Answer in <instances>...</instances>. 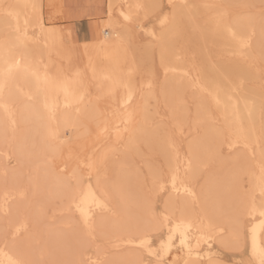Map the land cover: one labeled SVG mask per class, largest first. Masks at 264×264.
<instances>
[{
  "label": "bare ground",
  "instance_id": "bare-ground-1",
  "mask_svg": "<svg viewBox=\"0 0 264 264\" xmlns=\"http://www.w3.org/2000/svg\"><path fill=\"white\" fill-rule=\"evenodd\" d=\"M53 1L54 0H45V3L48 5V3H51V4L54 3ZM161 1H163L168 7L170 4H175L177 6H182L186 3L196 4V1H194V0H107V2H106V18L104 20H102L100 23L89 24V31H88L89 38H88V40H86L84 42H80V44L84 43L83 45H81L82 46L81 47L82 52H83V54H85V56H84L85 62L83 63V65L85 64V66L88 68V71L91 73L90 79L87 78L88 80H91L93 77V69H95L96 74L99 75L101 70L110 71L112 68H115V64L112 63L110 66V60L106 59L105 57H106V55L109 57H113L115 55L119 41L116 39L115 46L113 44L106 45V43H104V29H103V27L107 26L109 28V31L112 33L114 31H116V33L123 32V29L118 27L119 25L117 24V21L114 20L113 17H115V19H117L119 21V23H121V24L124 23L123 18L120 16V12L122 10L127 11V8L125 7L122 9L121 7H117V6L118 5H127L129 3H136V2L160 4ZM223 1L232 2L234 0H223ZM41 2H44V1L43 0H0V4H15V5H33L34 4L37 6L35 9H32L31 7H28V8L21 7L19 9V11L21 12L20 25H21L22 30L25 27V20H27V33L29 36V39L27 41L28 47L31 50L34 58L38 62H41L39 64L41 69H43L44 66H47L49 71L52 74H55L57 72V69H59V67L56 68L55 66H51L52 60H51V58L49 59V60H51L50 64H49L48 63V61H49L48 56H50L51 51L52 52L54 51V54H56L55 51H60L61 58L65 62L64 64H66V65H64V67H61V68L65 69V70L70 69L71 71H77L78 70V71L82 72L83 74H85L84 71L87 70V68L85 70H83V67L79 68L75 64H73L71 62V57H69V56H71L69 54L70 52H66V51L64 52V49H62V37L67 36V37H70V39H71L70 32L66 31V30L64 31V29L60 28L59 26L46 25L45 17L43 14V5L44 4H42ZM55 5H59L58 9L61 12L62 1L57 0V3ZM109 5H112L113 7L110 9ZM45 7L46 6H44V8ZM59 10H57V11H59ZM201 10H198V11H201ZM209 11H211V10H209ZM214 11H218V10H214ZM223 11H225L227 13V16L225 17L224 22L222 24H220L219 27H216L215 22L210 19V15H207L209 12L206 13V11H204L206 13L204 16V20L201 19L203 17L200 18L198 16L199 20H201V23L199 21L198 22L200 24H202V26L204 24V27L202 29L200 28V30H195V31H194V28H192L193 32H199V34L198 33L196 34L197 36L199 35V37L200 36H206L207 37V35H208V37L211 39L212 42L217 43L218 46L222 48V54L229 52L231 54V56H233V57L236 56V58H237V56L240 57V55L237 54L238 53V45L233 40L232 34L228 31L227 26L230 25L238 33L242 34L245 37L250 38L249 39V45L250 46L247 49H245L244 52L247 51L248 59L252 60L253 55H255V53L258 51V48L260 46V42L262 43V40L264 39V36L261 35L260 26H257L255 24V22H254V25L250 26L248 24V21H247V15H242V14L237 13V14L231 16V18H230V17H228V10L225 8V9H223ZM110 12H111L112 18H113V22L111 25H109V23H108ZM199 13H201V12H199ZM202 13H201V16H202ZM206 21H207V23H206ZM158 25L161 27L159 22H158ZM186 25L187 24H184V27ZM108 28H106V29H108ZM149 30H153V28H150V26H149ZM154 31H155V29H154ZM161 31H159V32L155 31V34L157 36H159L161 34ZM163 31L165 32V35H168V32L166 29H164ZM107 32H108V30H107ZM1 33H2V24H0V34ZM144 35L147 36L151 41H155L156 44H158L159 62H160V66H161V68L160 67L159 68L161 69V72H163L164 74H167V75L169 74L172 77V78L170 77V79L167 81L166 80L162 81L163 83L159 82V84L162 83L161 84L162 86L160 85L161 86L160 90L162 93L161 96L171 106V108H173L174 106L177 105L178 102H180V98H179L180 95H178L179 94L178 92H180L181 89H183V88L185 89L186 87H191V88H196L197 90L196 89L195 90L198 91V93H196V94L199 95L197 97V99H198V102L200 103V109L196 113L197 118H196L195 122H196V124L202 126L203 131H202V134L200 133L201 135L199 136V138L197 140L195 139V141L189 143L186 146V151L182 152V154H188L189 153L190 145H199V148L197 149L199 159L197 161H194V166L198 165V167H200V166L205 164L206 160L207 161L209 160L208 158L216 151V149H217L216 154L218 153V148L220 146L223 147L225 145L227 148H230V149H234L237 147L236 151H239L238 147L239 148L241 147V148L248 151V149L245 147V141L247 140L249 143L255 144L258 140L259 135H260L261 105H262V103H264V95H263V93H261L259 96L260 102L254 104L252 102V100H250V97H248V94L246 95L244 93L247 97L243 96L244 94L243 95L239 94L242 91L238 92L237 88L239 86V83L242 82L241 79L244 77L245 78L247 77L252 82L258 84L262 88V92H264V70H262V71H258L259 69L258 70H251L248 66V69H246L242 72L226 74V75H224L223 80H220L219 77L215 73L210 72L209 68L207 69V67H204L205 69L202 68V70H201V68L199 69V67H197V66L196 67L198 69H195V70L191 69L192 67H190L188 65L192 66L193 63L191 62L192 64H190V61L188 59H187L188 61L185 60L187 57L186 53H184L186 56V57H184L185 59H183L182 54H180V56H182V57L178 58V60L181 61V63H182V60H184V62L187 61V63L188 62L189 63L188 64L187 63L186 64L185 63L184 64L178 63L177 57L179 56V53L177 52L178 50H176L175 47L172 45V41H170V39H168L167 42L162 45L159 40H153L151 34L144 33ZM195 38H197V37H195ZM209 38H207V40ZM114 40H115V38H114ZM197 42L198 41L196 39V43H194L196 45V47H197V44H199ZM192 44H193V41H192ZM263 46H264V44H263ZM188 47H189V45H188ZM211 47H212V45H211ZM216 47L217 46H215V48ZM176 48H178V47H176ZM210 49H212V48H210ZM212 50L214 51V49H212ZM223 50L226 52L223 53ZM259 50H261V49H259ZM203 51H204V49H203ZM208 51H209V49H208ZM201 53H202V51H201ZM209 53H210V51H209ZM209 53H207V54H209ZM214 53H216V52H214ZM203 55H205V54H203ZM220 56H221V54H220ZM207 58L208 57H206V62H208V60H209ZM236 58H234V59L236 60ZM235 60L232 61V64L236 62ZM239 60H241V57L239 58ZM237 61H238V59H237ZM240 62H243V60H241ZM261 62H262V60H261ZM119 63H120V66L124 69L125 73L127 72L129 67H131L133 69L132 79L134 80V75L137 72L136 71L137 63L135 64V60L133 59L132 55L127 54V56L125 57L123 54H121V56L119 57ZM244 63H240V65L244 64ZM52 65H54V64H52ZM241 66H243V65H241ZM251 66H252V64H251ZM261 66H259V67H261ZM189 67L191 70H189ZM193 67H194V64H193ZM196 67H194V68H196ZM242 69H244V68H242ZM88 71H87V73H88ZM142 73H143V71L141 72V74ZM147 73H148V71H147ZM141 74H140V76H141ZM143 74H142V76H143ZM85 76H86V74H85ZM153 78H154V75H153ZM174 78H176V79H174ZM149 80H151V79L149 78ZM137 81H136V83H137ZM248 82H249V80H248ZM154 83H156V82H154ZM154 83L152 81H146V80L144 81V87L146 89H148V92L146 91L147 93L145 95H142V94L140 95L139 92L137 91V87H135L134 94H133L130 101L128 99L127 90H125V89H119L118 90L120 92V97L117 98L118 100H115V102L112 101L115 103L113 106L114 109L111 110L110 112H107L110 114L111 122L108 123L105 121L106 116L104 118L102 116L100 117V122L103 123L102 125H100V128H104L106 126L108 129L107 133L104 136H100L99 135L100 129L96 128V124L94 125L96 128L97 134L100 137H102L100 142H98L97 146L100 145V147H101L103 141L105 142L108 140H112L115 143H121L123 146V152L121 149L122 153H118V151H116L117 154H121V156H119V157H122V156L123 157L121 158L122 160L120 161V163L118 162L117 164H114V167H113L114 168L113 172H115V174L113 175L114 180L112 181V183H109V182H108L109 184L102 183L101 185L98 186L95 174H93L91 180L89 181L88 169H86V174L83 175L82 186L77 189V193H79L80 191L87 192L88 185L90 183L91 189L97 195V197L103 198L104 193L108 192L109 196H110V198L108 199L109 206L113 209V211L116 214L119 212L120 216H121V214H126L125 210L127 207V203L130 201V197L132 195V193H131L132 191L130 189H128L127 186L133 177V173L129 169V163L127 161L126 154L129 152L131 154L132 148L139 141L151 140V142L153 141L154 144L156 145V148L160 149V152L162 155L161 157H162V159L165 160L164 165L166 166V171H164L165 173L163 175L166 177H169V182L167 185L166 193L169 196H175V193L172 191L171 181H170V176H169V168H170V165H172L173 161H174V153H173V150L171 147L173 145V142L170 140V138H171V137H169L170 134H168L169 138L167 136H164L165 138H162L160 141L158 138L159 135L157 134V132H154V131L149 132L146 129V122L149 120H148V117L146 114V106L144 103L149 101L148 98H151L152 96H154L153 95L154 92H157V91H155L156 87H155ZM156 86H157V88L159 87L158 85H156ZM45 87L46 86L43 84L40 85L41 89H44ZM202 88L203 89H210L214 93H218V96L214 97V96L208 95V93L206 91L201 90ZM172 89H174V90L177 89V90L174 91ZM140 92H141V89H140ZM236 92H238V93H236ZM5 95L9 99V108H10V112L12 114V118L7 119V131H6L5 113H4L3 109H0V152H1L0 154H2V158L6 163L10 160H13L14 162L16 161L20 165V168L23 169V167H24V169H29L32 177H34L33 183L36 185V187H33V184L28 182L30 184V187L34 188V189L39 188L38 192H37V194H38L37 199L34 201L32 200L34 202V204H33V206L31 205V207H30L31 208V210H30L31 214H30V216H28L29 219H25L21 214L22 200H24L20 196L21 188L18 187L16 185V183H14L13 181L9 186H7V189L9 191L10 195L15 197V199L12 200V202L14 203L15 200L20 202L19 206L17 205L16 202L15 203L17 206H14L15 204H13L11 202V213H12L11 215L13 216L12 221L14 223L24 225L26 227V230H27V228L29 227L28 222L35 221V217L38 218L37 221H39V219L44 218L47 214L48 209H50L52 212H58L59 214L60 213L65 214V216H66L65 218L63 217L64 215L60 216V217H63L64 220H63V218H61V220H63V221L60 220L59 225H58L59 227H57L54 230L47 231L44 233V235L43 234L41 235V237L42 236L44 237V238L42 237L43 239L41 238L44 241V244L41 242L43 245L41 248L44 250V253H45L44 255L46 257H49V259H47V260L48 261L54 260V261L71 262V261H76V260H86L88 257L95 259L97 253H95L94 255H91L93 253L89 254L86 251L87 247L89 246V243L90 242L92 243V241H90L89 238L84 234L83 229H79L80 228L79 224L81 221L80 213L75 209V207L71 206L70 200L66 196H61V195L57 194L56 189H55V178H56V176L59 175V169L64 167L65 164H60L58 166V168H56L53 166L52 158L60 156L61 150H62V148H64V146L66 144L64 143L62 145H59V153L54 152V146H53L52 142L50 141L49 133H50V129H54L57 126H59L61 128L60 137L62 140H64L65 130L73 131L71 129V127L66 128L65 124L66 123L69 125L71 124L72 120L75 117L74 111L71 109H64L63 103H62L63 94L60 93L59 94L60 100H61L60 111L57 113V121L53 122L50 118V113H49L48 109L45 107V105L53 103L55 98H56L57 93L54 91H52V92H45L43 90L38 91L37 85L35 84L34 81L31 84L25 83L23 80L17 81L6 92ZM138 96H140L142 98V104L141 105H138V100H137L139 98ZM204 96L206 97V100H207L206 102L208 104H210V106L211 105L213 106L216 115L221 117L220 119H222V122L224 123V128L226 130L225 132H227L226 134L220 132L219 130L217 131L216 129H213V125L210 123L211 115L208 113L207 107L203 103ZM229 96L232 97L231 100L228 99ZM29 97H31V99H29ZM217 98L220 100V104H217V102H216ZM0 102H2V101H0ZM154 110H155V108H154ZM151 111H153V110H151ZM250 111H251V115H249ZM107 113H105V114H107ZM22 114L25 117V119L21 118ZM12 119H14L16 121L14 128L12 125ZM151 119H153V118H151ZM160 120H161V118H160ZM125 121H127V123H125ZM175 122L178 123L179 121L176 120ZM147 124H149V122ZM125 128H128L129 131L125 132L124 131ZM253 128H254V131H253ZM82 131H80L79 133H81ZM180 133H181V131H180ZM157 135H158V137H157ZM226 135H227V137H225ZM130 136L132 137L131 144L129 143ZM80 137H79V139H80ZM174 137H176V136H174ZM191 138H192V136H191ZM174 141H177V140H174ZM79 145H81V144H79ZM108 145L109 144H107L106 146L110 147V145L109 146ZM138 145H139V143H138ZM141 145H142V143H141ZM111 148H112V146H111ZM120 148H121V146H120ZM136 148L139 149L138 146L135 147V149ZM116 149H118V148L116 147ZM158 149H157V151H158ZM79 150H81V149H79ZM94 150H96V148ZM228 151H230V150H228ZM233 151L229 152V154L230 153L233 154ZM139 152H141V151H139ZM112 153H113L112 155L114 157L115 153L114 152H112ZM99 155H100V153H99ZM146 155H147V153H146ZM227 155L228 154H226V156ZM68 156H69V154H68ZM155 156H156V154H155ZM212 156H215V155H212ZM231 156H233V157L232 158L229 157V158H230V161L233 162L234 166L237 165V163L242 164V162H241L242 156L241 155L236 153V154L231 155ZM246 157H248V158H247L245 164L251 162V158L249 157V155L248 156L246 155ZM49 159H51V164L48 163ZM117 159H120V158H117ZM257 159H258V156H257ZM128 160L130 161V159H128ZM138 160L140 161V159H138ZM149 160H150V158H149ZM108 162H110V161H108ZM214 164H215V162H214ZM21 165H23V167H21ZM157 165L158 164H156V166ZM108 166H110V165H108ZM223 167H225V166H223ZM233 167L231 169L228 168L229 170H227V172H225V173L223 171L222 172L223 175L221 173H218V174H221L222 177L219 179H216V185L215 186L209 185V187L213 188V191L215 193L214 206L211 209V216H212V220H213V227L215 230L216 238L210 242L211 243L210 248H209L208 244L202 245L203 250L200 251V253H199V259L202 260V264H209L210 259L211 260H219L222 262V264H225L222 261L221 255L217 251V247H221L222 249L224 248L223 251H225V249H230L231 245L234 242L233 230L236 228L237 225H236L235 215H234V212H233V209L231 206V194H230L229 188L227 187V185L225 183V177L230 172V170L233 169ZM147 168H149V167H147ZM56 170H58V171L56 172ZM212 171H210V172L212 173ZM20 172H21L20 170L10 172V176L13 179V175L18 174ZM111 174H113V173H111ZM150 175H151V183H152L151 186H152V189L154 190L153 193L155 192L158 195V192H160V191H159L158 184L156 183V181L161 174L156 173L154 171H150ZM202 176H203V174H202ZM213 176H216V175L214 174V175H212V177ZM85 177H87V178H85ZM208 177L209 176H206V178L204 177L203 180H205V182H201L203 184L200 183L201 185L200 184L198 185V184L194 183L192 185V188L196 194L199 195L201 193L202 186L205 185L206 181L211 180ZM134 181H132V182H134ZM136 184H135V186L138 185V184L137 185ZM114 185L116 187H118L120 189V191H117L116 188L114 187ZM132 185H133V183H132ZM132 185H131V187H132ZM4 191H5V188L0 189V199L3 198ZM30 192H31V190H30ZM121 192H123L126 196V199L123 202L121 201ZM27 193H26V196L27 195L29 196L30 193L29 194H27ZM186 199L190 200L191 198L186 197ZM56 200L60 201L61 205L59 204L60 205L59 208H56L57 206L55 208L53 207L54 202ZM58 201H56V202H58ZM26 205H28V204H26ZM24 206H25V202H24ZM162 207H161V210L164 209ZM20 208H21V210L19 212ZM26 210H27V208H26ZM142 211H143V209H142ZM50 215H52V213ZM50 217L52 218V216H50ZM117 217H119V216H117ZM262 219H264V218L259 217V215L257 214L255 217L248 216L246 221H245L246 226H245L244 231H245V235L248 236L249 249L251 248V234H252L253 228L256 229L258 243H264V230H262L259 227ZM93 220L97 226H100L102 224L106 226L107 231L109 233L107 238L104 236H101L99 234V232L97 234H99L101 238L105 239V241L109 242V244L112 243L115 245L116 243H118L120 241H128V240H133L135 242H138V241H136V233L134 231L127 230V229L122 228V227L121 228H113L112 227V221L113 220H118L121 224H125V223L130 221L129 218L127 219V218L122 217V219H119V218H116V216L113 217L110 213L95 212L94 216H93ZM131 220H133V218ZM38 223L40 224V222H38ZM30 225H32V224H30ZM33 226H34V224H33ZM77 226H79V228ZM22 236H24V234ZM38 239H39V237H38ZM70 240L72 241V243ZM99 240L102 241L101 239H99ZM71 244H72V246H71ZM114 245H112V246H114ZM0 246H2V242H0ZM121 246H125V245L122 244ZM48 249H52V250L54 249L52 252L54 255L52 253H49L50 251H48ZM229 252H231V250ZM172 256L179 258L180 264H183V254L182 253H179V252L174 250L172 253ZM38 258H40V253H39ZM115 258L116 257H114V259ZM120 258H121V256H120ZM194 258H196V257H194Z\"/></svg>",
  "mask_w": 264,
  "mask_h": 264
},
{
  "label": "snow or ice",
  "instance_id": "snow-or-ice-1",
  "mask_svg": "<svg viewBox=\"0 0 264 264\" xmlns=\"http://www.w3.org/2000/svg\"><path fill=\"white\" fill-rule=\"evenodd\" d=\"M31 7L35 9L36 5H15L0 4V24H2V34H0V109H3L6 117L5 127L7 131V119L12 118L9 108V99L6 92L17 82L23 80L31 84L33 81L37 85V90L45 92H56V98L53 103L46 104L45 107L50 113L53 122L57 121V113L60 111L61 100L59 94H63L64 109L74 111L75 117L71 124H65V127H71L75 132L81 128L87 135H91L90 127L93 123L100 129L99 135L104 136L108 129L105 126L100 128V117L103 112L100 108V102L106 98H115L119 89L127 90L129 101L131 100L135 82L132 79L133 69L128 68L127 72L120 66L119 57L123 54L125 57L130 48L137 42L141 32L151 34L153 40H159L165 44L168 39L179 33L185 21L192 24L194 30H200L201 25L197 21L199 9H215L210 13V19L215 22L216 27L224 22L227 13L223 11L226 5L217 4H184L177 6L170 4L172 12H166L162 4L156 3H129L127 5H118L117 7L127 8V11H121L120 16L124 23L117 24L123 29V32L116 33L119 44L113 57L106 55L110 60V66L115 64V68L110 71L101 70L99 75L93 69V77L88 80L85 74L80 71L57 69L52 74L47 66L40 68L38 62L28 47L29 39L27 33V20L22 30L20 25L21 12L19 9ZM113 6L109 5L111 9ZM178 7L180 10L178 11ZM255 7V6H250ZM158 21L161 25V34H155L154 22ZM247 21L250 26L254 25L255 16L249 13ZM113 22L112 14L109 13V25ZM207 23V21H206ZM153 25V30H149L148 25ZM228 31L232 34L233 40L238 45V53L244 56V50L249 45V37L238 33L230 25ZM164 29L168 35H165ZM260 31L264 36V0L260 5ZM105 43L111 39V33L104 34ZM264 58V51H262ZM43 84L46 87L40 88ZM208 95L217 97L210 89H201ZM31 99V97H29ZM232 99L231 96L228 97ZM217 104L220 100L217 98ZM251 115V111L249 112ZM22 119H25L23 114ZM127 123V121H125ZM16 121L12 119L13 128ZM125 132L129 129L125 128ZM254 131V128H253ZM61 128L57 126L50 129L49 138L54 146V152L59 153V145L65 143L60 137ZM65 134H67L65 132ZM130 136L129 143L131 144ZM174 153L173 164L169 168V176L172 191L175 196H169L164 201V211H159L157 201L150 195L144 198L145 213L137 216L125 224L118 220L112 221L113 228H125L136 233V241H120L114 246L117 249L125 245L122 249L124 255L119 259H109L107 249L97 245L96 258L88 257L86 260L76 261H46L44 260V250L39 247L40 241L36 236H30L21 239L22 231H26L24 225L14 223L11 217V202L15 199L11 196L8 189V165H5V191L3 198L0 199V236H2V246H0V264H180V259L172 256L173 251L183 254V264H202L199 259V253L202 251V245L208 244L211 247V241L216 238L211 216V209L214 206L215 193L209 185H216V178L206 181L198 195L194 192L192 185L198 183V165L194 166V161L199 159V145H190L188 154H182L181 151L172 145ZM245 147L248 149V155L251 162L235 165L225 177V183L231 194V206L236 219V228L233 230L234 242L230 250L239 253V258L234 259L233 264H264V243H258L256 229H252L251 248L249 249L248 236L245 235V221L248 216L264 218V103L261 105V126L260 135L255 144L245 141ZM115 148H107L100 155L95 153L89 155L86 160L80 158L77 154L75 159L77 165L69 169L68 163L59 169V175L55 178V189L57 194L66 196L70 200L71 206L80 213L81 221L79 226L84 230V234L95 241L97 233L108 237L109 233L105 225L97 226L94 223L93 216L95 212L110 213L113 217L116 213L109 206V193L105 192L104 197H97L92 191L91 184L88 185L87 192L77 189L82 186L83 173L82 168L88 169V179L91 180L93 174L96 176L97 185L109 182L108 160L110 154ZM258 156V159H257ZM72 159V156L69 157ZM51 164V159L48 160ZM25 179L24 173L13 175V182L22 184ZM29 183L36 187L34 177H27ZM169 177L161 174L156 183L160 192L167 191ZM75 186V187H74ZM117 191H120L116 187ZM26 189L20 191L22 199L26 198ZM186 197L191 198L186 199ZM126 196L121 192V201ZM259 227L264 230V219L261 220ZM40 253V258H36V253ZM196 257V258H194ZM209 264H222L219 260H209Z\"/></svg>",
  "mask_w": 264,
  "mask_h": 264
},
{
  "label": "rangeland",
  "instance_id": "rangeland-1",
  "mask_svg": "<svg viewBox=\"0 0 264 264\" xmlns=\"http://www.w3.org/2000/svg\"><path fill=\"white\" fill-rule=\"evenodd\" d=\"M43 1L44 2H41V3L44 4L43 5V14L45 17L46 25L59 26L60 28L64 29V31L66 30V31L70 32L71 39H70V37H67V36L62 37V49H64V52L65 51L70 52L69 54L71 56H69V57H71V62L73 64H75L79 68L83 67V70H85L87 68L85 66V64L83 65V63L85 62L84 61L85 60L84 59L85 54H83L82 48H81L82 47L81 45H83L84 43L80 44V42H84V41L88 40V38H89V35H88L89 24L100 23L102 20H104L106 18V2H107V0H61L62 1L61 12L58 9L59 5H55L57 3V0L53 1L55 4L54 3H52V4L48 3V5L45 3V0H43ZM194 1H196L195 5H203V4L226 5V6H228V7H226V9L228 10V17H230V18H231V16H233L237 13L242 14V15H247V16L249 13H252L255 16V24L257 26H260L261 0H234L232 2H225L223 0H194ZM160 4H162L164 6V10L166 12L172 11V9L169 8L163 1H161ZM186 4H189V3H186ZM44 6H46V7L44 8ZM250 6H255V7H250ZM57 10H59V11H57ZM177 10L179 11L180 8H178ZM199 10H201L199 12H201V13L203 12V13H202V16H201V13H199L200 15H198V16L200 18L203 17L201 19L204 20L205 14L209 12L207 15H210V13H212L215 9L200 8ZM209 10H211V11H209ZM204 11H206V13ZM199 17L197 18L198 19L197 21H199L201 23V20H199ZM113 18H114V20L118 21L117 19H115V17H113ZM154 24H155L154 29L156 32H159L162 30L161 27L158 25V21L154 22ZM185 24H187V25L185 27L183 25L184 29L181 28V30L179 31L178 34H176L175 36H172L170 38V41H172V45L175 47L176 50H178L177 52L179 53V56L177 57L178 63H181V61H179L178 58H181L183 56V59H185L184 57H186V56L184 53H186L187 57L185 60L188 59L190 61V64L193 63L194 67L197 66V67H199V69L201 68V70L204 67H207V69L209 68L210 72L215 73L219 77L220 80H223L224 75L229 74V73L242 72V71L248 69V66L251 70H258V69H259L258 71L264 70V58H262V51H264V46H263L264 39L262 40V43L260 42V46L258 48V51L255 53V55H253V57H252L253 61L251 59H248L247 51H245L244 56L240 55L241 60H243V62H240L241 60H239V58H240L239 56H237V58H236V56L233 57V56H231V54L229 52L225 53L226 51H224V50H223V53H225V54H222V48L219 47L217 43L212 42L211 39L208 37V35H207V37L206 36H200L199 37V35L197 36L196 34L197 33L199 34V32H193V30H192L193 27H192V24L190 22L185 21ZM200 25L202 26V24H200ZM149 26H150V28H153L152 24H149L148 28H149ZM203 27H204V24L201 27V29ZM106 28H108V27L107 26L103 27L104 34H108V33L112 34L111 35L112 38L110 39V41H108L106 43V45L113 44L115 46V41L117 39L116 31H114L112 33L109 31V28L108 29H106ZM107 30H108V32H107ZM194 36L197 38H195ZM114 38H115V40H114ZM207 38H209L210 40L209 39L207 40ZM196 39L198 41L197 43H199V44H197V47L194 44V43H196ZM192 41H193V44H192ZM104 43H105V35H104ZM188 45H189V47H188ZM211 45H212V47H211ZM214 45L217 47L215 48ZM176 47H178V48H176ZM210 48L214 49V51ZM203 49H204V51H203ZM208 49H209L210 53H209ZM259 49H261V50H259ZM201 51H202V53H201ZM55 52H56V54H54V51L53 52L51 51L50 56H48V60L51 58L52 61L49 60L48 63L50 64V61H51V66H55L56 68L64 67V65H66V64H64L65 62L61 58L60 51H55ZM214 52H216V53H214ZM207 53H209L210 55ZM219 53L221 54V56ZM127 54L132 55L133 59L135 60V64L137 63V65H136V71L137 72L134 75V82L136 83V81L138 80L135 85H136L137 91L139 92L140 95L141 94L145 95L148 92V89H146L144 87V81L145 80L146 81H152L153 83L156 82L154 84L156 87L155 91H157V92H154V94H153L154 96H152L151 98H148L149 101L147 100L148 102L144 103L146 106V114H147V117L149 120L146 122V129L149 132H153V131L157 132V134L159 135V137H158V135H157V137L159 138L160 141L162 138H165L164 136L168 137L169 136L168 134H170L169 137H171L170 140L173 142V145H175L176 147L178 146L177 148L181 151V153L185 152L186 146L189 143L195 141V139L197 140L203 131L202 126L196 124V122H195L196 118H197L196 113L200 109V103L198 102V99H197V97L199 95L196 94V93H198V91H196L197 89L191 88V87H186L185 89L184 88L181 89L180 92H178L179 93L178 95H180L179 96L180 102L177 103V105H176L177 107L174 106L173 108H171V106L161 96L162 93H161L160 89L162 86L161 84L163 83L162 81L169 80L171 76L169 74L167 75V74H164L163 72H161V69H160L161 66H160V62H159L158 44H156L155 41H151L147 36H145L144 32H141L139 34L137 42L130 48V50ZM180 54H182V56H180ZM203 54H205V55H203ZM206 57H208L207 59H209L208 62H206ZM234 58H236V60ZM237 59H238V61H237ZM233 60H235L236 62L234 61L235 63L232 64ZM261 60H262V62H261ZM187 61L184 62V60H182L181 64H184V63L186 64ZM240 63H244V64H241L243 66H241ZM52 64H54V65H52ZM193 64H192V66L191 65H188V66L192 67L191 69H194V70L198 69L197 67L194 68ZM251 64H252V66H251ZM259 66H261V67H259ZM190 67H189V70H191ZM242 68H244V69H242ZM87 71H88V68H87V70L84 71V73L86 74L87 78L90 79L91 73L88 71V73H89L88 74ZM142 71L144 73V74L142 73L143 76L141 74ZM147 71H148V73H147ZM140 74L142 77L140 76ZM153 75H154V78H153ZM149 78L151 80H149ZM174 79H176V78H174ZM247 79L249 80V82ZM241 81H240L241 83H239V86L237 88L238 92L242 91L239 94H242V95L244 93L246 95L248 94V97H250V100H252V102L254 104L260 102V98H259L260 94L263 93V95H264V92H262V88L258 84L252 82L247 77L242 78ZM159 82H162V83L159 84ZM156 85H158L159 87L157 88ZM139 88L141 89V92H140ZM172 90H174V89H172ZM176 90H174V91H176ZM238 92H236V93H238ZM245 94L243 96L247 97ZM119 97H120V92L118 91L116 93L115 99L109 97V99L106 98V99L102 100L100 102V108H101L102 112L104 111L105 113H107V112H110L111 110H113L114 109L113 106L115 104L114 102H115V100H118L117 98H119ZM138 97H139L137 99L138 105H141L142 104V98L140 96H138ZM112 101H114V102H112ZM206 101H207L206 97L204 96L203 103L207 107L208 113L211 115L210 123L213 125V129H216L217 131L219 130L220 132L226 134L227 132H225L226 130L224 128V123L222 122V119H220L221 117L216 115L213 106L212 105L210 106V104H208ZM154 108H155V110H154ZM151 110H153V111H151ZM104 114L102 115V117L104 118L106 116L105 121L110 123L111 122L110 114L109 113H107L105 115ZM151 118H153V119H151ZM160 118H161V120H160ZM260 119H261V116H260ZM174 120L175 121L177 120L179 122L177 123ZM148 122H149V124H147ZM102 124L103 123L100 122V125H102ZM94 125H95V123H93L90 127V131L92 133L91 135H87L83 128H81L83 131L80 129L78 132L65 130V132L67 133V134H65V138H64L66 145L64 146V148H62L60 156H58L59 158L58 157L52 158V163H53L54 167L58 168V166L60 164H65V163L69 162L68 165H69V169L71 170L72 167L77 165V161H76V159H74L76 157L75 155L78 154L81 159L86 160L87 157L93 153H95V155H97V156L99 155V153L101 154L104 150L109 148L106 146L107 144H109L110 147L112 146V148H115V149H116V147L118 148L114 151V153H115L114 157L115 158L112 155L113 153H111L109 160H108L111 162V163L108 162V165H110V166H108V168H109L108 169L109 183H112V181L114 180L113 175L115 174V172H113L114 171V168H113L114 164H117L118 162L120 163V161L122 160L121 158L123 157V156L119 157V156H121V154H117L116 151H118V153H122L123 152V146L121 143H115L112 140H108L105 142L103 141L101 147H100V145L97 146L98 142H100L102 137H100L97 134V132H96L97 127L95 128ZM80 131H82V132L79 133ZM180 131H181V133H180ZM174 136H176V137H174ZM191 136H192V138H191ZM79 137H80V139H79ZM225 137H227V135ZM173 139L177 140L178 142L174 141ZM138 143H139V145H138ZM138 143L132 148L131 154H130V152L126 154L127 161L129 163V169L133 173V177L127 186V188L132 191L131 192L132 195L130 197V201L127 203V207L125 210L126 214H121V216H120L119 212L116 214V218H119V219H122V217H123V218H127V219L129 218V220H131L132 218L135 219L137 216L144 214L145 210H146L145 205H144V198L146 195H150L154 200L157 201V208L159 211H164V209L161 210V207L164 205V201L166 199H168V197H169V195L166 192H161V193L158 192V195H157V193L154 192L155 193L154 194L153 193L154 190L152 189V186H151L152 183H151L150 171H154V172L160 173V174H164L165 173L164 171H166V166L164 165L165 160L162 159V157H161L162 155H161L160 149L156 148V145L154 144L153 141L151 142V140H148V141L142 140V141H139ZM141 143H142V145H141ZM150 143L151 144L153 143L154 145L153 144L151 145ZM79 144H81V145H79ZM120 146H121V148H120ZM137 146L139 149H137V148L135 149V147H137ZM95 148H96V150H94ZM226 148L227 147L225 145L223 147L220 146L218 148V153L216 154V152H217V149H216V151L212 154L215 156L211 155L208 158L209 160L208 161L206 160L204 165L198 167V175H199L200 179H199L198 183H196V184L199 185L201 182H205V180H203V179H204V177L206 178V176H209L208 177L209 179H212L215 177H216V179L221 178L222 177L221 174L223 175V173H222L223 171L225 173V172H227V170L231 169L234 166L233 162L230 161V158L233 157L231 155L238 153L239 155L242 156V159H241L242 164H245V162L248 158V157H246V155L248 156L247 150H245L241 147L240 148L238 147L239 151H236L237 150V147H236L234 149L227 148L228 150H230V151H228ZM79 149H81V150H79ZM121 149H122V152H121ZM157 149H158V151H157ZM139 151H141V152H139ZM232 151H233V154L230 153L231 154L230 155L229 152H232ZM146 153H147V155H146ZM68 154H69V156H68ZM155 154H156V156H155ZM226 154H228V155L226 156ZM0 155H1L0 156V173H1L0 174V189L6 187L5 178L3 175L6 164L8 165V173H9V175H8V182L9 183L7 184V186H9L13 181L12 177L10 176V172L20 170L21 171L20 173L25 174V179H24L23 183L19 184V185L16 184V185L18 187H20L21 190L26 188V190H27L26 193L27 192H28L27 194L30 193L29 196L27 195L26 198L24 200H22V206H21L22 210H21V208L19 209V212L21 210L22 216L25 219H29L28 216H30V214H31V211H30L31 208L30 207H31V205L33 206V204H34L33 201L37 199V196H38L37 192H38L39 188L34 189V188L30 187V184L28 183L29 181L27 179V177L29 175H31V172L29 169H24L23 165H21V167H23V169H24L23 170L22 168H20V165L16 161L14 162L13 160H10L6 163L2 158V154H0ZM71 155H72V159L70 160L69 157ZM117 158H120V159H117ZM149 158H150V160H149ZM128 159H130V161ZM138 159H140V161ZM214 162H215V164H214ZM156 164H158V165L156 166ZM223 166H225V167H223ZM147 167H149L151 170ZM57 171L58 170H56V172ZM81 171H82L83 175L86 174V168H82ZM210 171H212V173ZM111 173H113V174H111ZM218 173H221V174H218ZM202 174H203V176H202ZM214 174L216 176L212 177V175H214ZM85 178H87V177H85ZM132 181H134V182H132ZM109 183H107V184H109ZM132 183H133V185H132ZM135 184L137 186H135ZM201 184H203V183H201ZM131 185H132V187H131ZM30 190H31V192H30ZM56 201H58V200H56ZM56 201L54 202L53 207L55 208L57 206L56 208H59L61 205L60 201H58V202H56ZM15 202L19 206L20 202H18L17 200H15L14 203L12 202L13 204H15L14 206H17ZM24 202H25V206H24ZM26 204H28V205H26ZM25 207L27 208V210ZM162 208H164V206ZM142 209H143V211H142ZM51 213H52V215H50ZM50 216H52V218ZM60 216H63L64 218L66 217L65 214H61V213L59 214L58 212H52L50 209H48L47 214L44 218L39 219V221H37L38 218L35 217V221L28 222L29 227L27 228L26 231H23L21 233V237H22L21 239H26L30 236H36L37 238L39 237V241H40L39 247L41 248L43 246L42 243L44 244V241L42 240L44 237L42 236L43 237L42 238L41 235L42 234L44 235L45 232L54 230L57 227H59L58 226L59 222H60L61 218H63ZM117 216H119V217H117ZM12 217L13 216L11 215V217H10L11 220H12ZM64 218H63V220H64ZM63 220H61V221H63ZM38 222H40V224ZM0 223H1L0 228H2V220H0ZM30 224H32V225H30ZM33 224H34V226H33ZM77 227L79 228V226H77ZM79 229H82V228L80 227ZM23 234H24V236H22ZM1 237L2 236H0V240H1L0 242H2ZM98 238L101 240L103 239L100 237L99 234H97V238L95 241H92L91 239H89L90 241H92V243L90 242L89 246L86 249V251L89 254L93 253L91 255H94L95 253H97L96 252L97 245H100L102 248H105L108 250L109 259H114V257H116L115 259H119L120 256L122 257L124 255V252L122 251V249L125 246H121L120 249H116L115 246H112L114 244H112V243L109 244V242L105 241V239L100 241ZM71 243H72V241H71ZM71 246H72V244H71ZM53 250L48 249V251H50L49 253H52ZM223 250H224V248L222 249L221 247H217V251L221 255L223 263L233 264L234 259L239 258V255H240L239 253H235L233 251L229 252L230 249H225V251H223ZM36 257L37 258L39 257V252L36 253ZM43 258L46 261H48L47 259H49V257H46V256Z\"/></svg>",
  "mask_w": 264,
  "mask_h": 264
}]
</instances>
